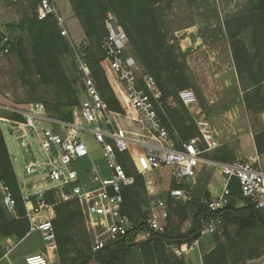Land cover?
I'll use <instances>...</instances> for the list:
<instances>
[{
  "label": "trees",
  "instance_id": "trees-1",
  "mask_svg": "<svg viewBox=\"0 0 264 264\" xmlns=\"http://www.w3.org/2000/svg\"><path fill=\"white\" fill-rule=\"evenodd\" d=\"M36 1L29 0L31 16L21 22L22 28L32 39V55H28L20 38L12 41L11 51L16 50L24 68L32 70L39 77L41 85L53 88L57 100L56 118L72 122V113L83 98V74L77 65L78 60L73 63L72 73L66 70L61 55L70 49L69 42L61 34L56 16L39 19L35 8ZM69 1L75 16L83 24V44L91 42L95 45V49L88 46L79 52L78 58H84L89 66L109 108L119 112L130 111L127 95H118L113 89L115 82L119 83V78L113 71L105 50L102 49L103 40L109 33L106 19L108 13L112 12L127 32L130 45L144 70L155 77L163 91L161 104H156V109L172 138L178 142L198 136L194 117L179 98V91L189 88L191 83L185 74L180 54L169 44L168 33L162 20L164 11L160 6L163 0ZM167 1L170 4L174 0ZM225 26L235 67L245 92V105L252 113L259 114L264 111V0H252L246 10L227 19ZM246 31L252 33L249 45L242 37ZM3 36L4 34L0 33V38ZM77 83L80 84L79 87ZM6 119L14 124L24 122L23 116L19 114H13ZM2 123L0 120V174L2 181L10 187L14 195L16 212L8 213L0 199V239L14 238L19 241L28 235L31 222L27 216L23 193ZM255 144L258 152L264 153V129L255 135ZM118 161L124 166L127 174L134 176V183L123 189V212L133 222L135 230L102 250L86 252L77 245L72 233V229L83 224L84 212L81 206L76 201L60 202L59 196L49 191L44 200L55 208L53 223L56 240L53 247L60 264H185L184 257H178L172 248L193 243L199 236L201 220L217 214L222 215L220 227L223 225L225 228V239L221 240L215 235L216 246L204 253L203 264H245L247 257L259 255L256 245L264 241V215L250 198L243 195L237 178L230 181L231 198L225 209L216 214L209 210V192L206 193L205 201L201 198L193 199L189 203L178 201L175 206V212L179 216L177 223L173 225L170 222V214L164 232H151L146 240L135 242L137 234L146 229L150 199L147 197L145 179L128 155L118 152ZM162 197L167 198L170 208L173 198L168 192ZM33 200L37 202L36 197ZM189 206L193 211V222L189 230L182 231L181 225L189 217ZM232 224L236 226L234 233L227 230ZM201 247L204 248L202 245ZM72 252L77 255L69 256ZM4 253L5 247L0 244V258Z\"/></svg>",
  "mask_w": 264,
  "mask_h": 264
},
{
  "label": "built area",
  "instance_id": "built-area-1",
  "mask_svg": "<svg viewBox=\"0 0 264 264\" xmlns=\"http://www.w3.org/2000/svg\"><path fill=\"white\" fill-rule=\"evenodd\" d=\"M51 15L56 16L61 25L62 35H67L64 17L57 14L55 4L51 0H40L39 19ZM107 27L110 34L102 46L113 71L126 88L130 111L119 112L109 108L89 66L79 57V68L83 74V98L77 108L78 119L63 123L66 126L65 134L40 126L38 122L43 115V106L40 104L31 105L24 114L26 120L22 124L34 131L40 150L44 153L40 160L30 162L26 171L31 175L43 171L49 180L46 188L23 193L31 222L29 233L39 232L45 245L41 251L26 256V264H51L47 248L53 246L56 240L53 223L55 208L44 200L47 192H55L60 202L76 201L84 206L88 228L94 236L92 252H97L135 230V225L123 212V189L134 183V176L127 174L118 161V152L126 153L142 175L168 168L170 177L176 182V186L168 191L169 196L187 199L182 186L195 184L199 165L207 162L204 153L219 146L217 131L210 120L200 113L197 94L190 88L180 90L179 98L193 115L199 135L178 142L172 138L156 109V104L161 102L162 91L155 77L145 71L133 56L124 55L127 35L114 17H110ZM11 43L9 35L0 38V59L10 54ZM84 132L89 134V138L83 136ZM89 139L100 144L108 166L107 173L92 159L87 143ZM84 160H89L88 165L78 167L77 163ZM221 166L225 184L220 194L208 201L209 210L216 214L229 205V184L233 178H237L243 195L250 198L264 215V167L260 158L237 159ZM0 193L4 208L8 213L15 214L16 200L10 187L2 181L1 174ZM33 196L37 199L36 204H32ZM147 209V234L164 232L170 213L167 198H151ZM45 210L48 212L47 218L33 219L35 214ZM221 223V214L203 218L198 238L191 244L175 247L176 254H184L202 239L217 232Z\"/></svg>",
  "mask_w": 264,
  "mask_h": 264
},
{
  "label": "rangeland",
  "instance_id": "rangeland-1",
  "mask_svg": "<svg viewBox=\"0 0 264 264\" xmlns=\"http://www.w3.org/2000/svg\"><path fill=\"white\" fill-rule=\"evenodd\" d=\"M51 1L56 6L57 14L64 17V26L68 30V34L63 36L69 42L70 49L61 55V59L66 70L72 73L73 63L78 60L77 65H80V59L78 58L79 52L85 50L88 46L95 49V45L91 42L83 44L85 39L83 24L81 20L75 16L71 2L69 0ZM251 1L252 0H174L172 3L168 4L167 0H163L160 3L164 11L162 20L165 25V30L168 33L169 44L173 45L176 52L180 54L185 74L191 83L189 88L196 92L200 107L206 112L207 116L212 119H216L217 116L219 124L221 122L223 128H227L225 129V135L218 136L219 146L206 154L207 163L214 164H201L197 172L198 175L195 184L187 187L182 186L185 189L187 199H173L171 202L169 215L171 214L170 222L173 223V225L179 220V216L175 212V206L178 201L189 203L191 200L198 198L205 201L206 193H210L208 189L209 181L218 179L219 177L221 178L222 176V164L230 163L237 159L250 160L252 157H249V154H252V149L255 153L254 145H252V140L254 139L255 141V136H239L241 131H243L239 128L244 125L242 124L240 127L239 123L246 122V129L252 130L250 122L252 118L255 120L260 113H252L245 105L243 99L245 92L235 67L230 46V38L225 26L227 19L246 10ZM39 2L40 0H37L35 5L37 11ZM29 4V0H0V33L9 35L12 41L16 38H20L28 55L31 56L32 39L21 26V22H24L28 16H31ZM110 17H114L119 23L118 18L112 12H109L106 19V27ZM9 24H11V26ZM119 24L121 25V23ZM122 28L124 29L123 26ZM109 34L110 33H108L107 36H109ZM191 34H194L197 39L195 43L191 41ZM242 37L246 44L249 45L252 38L251 31H246L242 34ZM123 53L126 56H133L141 64L130 45L128 35ZM81 59L83 60L84 58L81 57ZM157 84L160 88L158 82ZM77 86L79 87L80 84L77 83ZM113 89L118 95L127 94L124 84L120 81L119 83L115 82ZM160 90L162 91L161 88ZM56 101L53 88L41 85L39 83V77L34 74L32 70L24 68L16 50L11 51L10 54L0 59V120L6 119L13 114H19L23 116L25 121L26 118L24 114L28 108L33 104H40L43 106L41 120L45 119L49 121L48 126H50L44 128H48L55 133L65 134L66 126H64L63 123L70 122L56 118ZM157 104L160 105L161 102ZM242 104H244L247 110L244 111V115L239 111V106H242ZM225 110H229L227 115L223 114ZM72 115L74 120L78 119L79 115L77 109H74ZM40 126L42 125L40 124ZM252 127L253 129L255 128V126ZM2 128L11 146L14 147L18 139L17 136H12L7 121L2 123ZM28 129L29 128H27V131L30 134L34 133L32 129H30L32 133ZM33 135H31L32 144L38 156L42 158L44 157V153L40 150L37 137ZM83 136L89 138V134L85 132ZM87 143L91 149L92 159L100 166L104 173H107L108 166L102 155L100 144L93 139H89ZM262 163L264 165V160ZM86 165H88V162L85 160L77 163V166L80 168ZM18 171L20 179L22 180L25 176V172L20 167ZM169 172L167 168L143 175L146 183L147 197H149V199L162 197L176 186V182L170 177ZM76 203L81 206L84 212V206L79 202ZM188 208L189 217L182 223V231L189 230L193 222V211L190 206ZM45 217L46 216H42L41 218L45 219ZM33 219L37 221L36 214ZM224 229L222 225L217 232L199 242L198 245L204 247H201L203 253L216 246L215 235H218L221 240L225 239ZM235 229L236 226L233 224L227 227V230L233 233ZM147 231L149 233L148 229L138 233L134 241L142 242L146 240L150 235L147 234ZM72 233L75 235L74 238L77 245L90 253L92 251L94 236L88 228L85 212L83 224L76 229H72ZM39 234V232H33L29 238L19 241H16L14 238L2 239L5 242V246H9V248L8 254L1 264H26L25 259L28 253L34 252L35 248L42 243L44 245L42 237H40ZM11 239L14 241L13 246H10ZM256 246L259 255L247 257L245 264H264V241L257 243ZM174 248L175 247L172 249L176 254ZM47 253L51 264H60L58 254L55 253L53 246L47 248ZM76 255L77 253L72 252L69 256L73 257ZM177 256L184 257V254ZM90 264L96 263L91 262Z\"/></svg>",
  "mask_w": 264,
  "mask_h": 264
},
{
  "label": "crops",
  "instance_id": "crops-1",
  "mask_svg": "<svg viewBox=\"0 0 264 264\" xmlns=\"http://www.w3.org/2000/svg\"><path fill=\"white\" fill-rule=\"evenodd\" d=\"M199 100V99H198ZM239 111L241 112V114H245L244 111H247L244 104H242V106H239ZM199 109H200V113L203 114L205 117H207L210 122L212 123V125L214 126V128L217 131V139L219 141L218 136H222L225 135V129H227L226 127L223 128V124L220 122H218L217 120V116L216 119L215 118H209L206 114V112L200 107V103H199ZM229 112V110H225L223 111V114L227 115V113ZM7 123L9 125V131L11 132L12 136H17L16 143L15 146L12 147L9 140L6 137L5 134V139L8 145V149L9 152L11 154L12 160H13V164L19 179V184L22 190V193L27 192L28 190L32 191V192H36L39 189H43L46 188L48 186L49 180L47 178V175H45L42 172L40 173H36V174H28L26 171V166L30 163V162H34L37 160H40L41 158L38 156V154L35 151V148L32 144V140H31V135H33L34 133L31 132L30 129H28L32 134H30L27 131V127H25L22 123H12L9 120H7ZM5 122V121H3ZM215 122V124H214ZM245 122V121H244ZM38 123H40L43 127H50L49 125V121L42 119L40 120ZM243 125V127H241ZM222 125V126H221ZM240 130L242 129L243 131H241L239 136H255L256 134H258L260 131H262L264 129V111L262 113H260L255 120H253L250 122V127L251 129H246L247 127V123H239ZM252 126H255V128L253 129ZM223 128V129H222ZM33 136H36L35 134ZM254 145V151L252 149V154H249V157H255L258 156L260 158L261 164L263 165L262 161L264 160V153H259L257 150V147L255 145V141L254 139L252 140ZM251 146V145H250ZM252 148V146H251ZM209 152L204 153V158L206 159V154H208ZM87 162H89V160H86ZM96 163V162H95ZM201 164H208L211 165L210 163L207 162H203ZM201 164L199 165V167L201 166ZM19 167L22 168V170H24L25 172V176L23 177V179H20V174H19ZM198 167V169H199ZM264 167V165H263ZM220 175V174H219ZM223 176V177H222ZM221 178L219 177L218 179H213L211 181H209L208 183V189L212 195V197L217 196L218 194H220V192L222 191L224 184H225V178L224 175L222 174ZM1 195V193H0ZM35 196L32 197V204H36L37 202H34ZM42 216H46L48 217V212L47 210L39 212L36 214V218L37 219H42ZM45 217V218H46ZM32 233H28V235L26 237H24L21 240L27 239L30 237ZM40 237L41 234H39ZM10 246L14 245V241L11 239L10 240ZM0 244H2L5 247V253L4 255L0 258V264L3 263L4 258L7 256L8 254V248L9 246H5V242L3 240L0 239ZM45 248V245H43V243L41 245H39L38 247L35 248L34 252L28 253V255L32 254V253H37L39 251H41L42 249ZM56 253V252H55ZM27 255V256H28ZM203 251L201 249V247L199 245H195L193 247H191L190 249H188L186 252H184V260H185V264H203Z\"/></svg>",
  "mask_w": 264,
  "mask_h": 264
},
{
  "label": "water",
  "instance_id": "water-1",
  "mask_svg": "<svg viewBox=\"0 0 264 264\" xmlns=\"http://www.w3.org/2000/svg\"><path fill=\"white\" fill-rule=\"evenodd\" d=\"M190 38H191V41L193 42V43H195L196 42V37L194 36V34H191L190 35Z\"/></svg>",
  "mask_w": 264,
  "mask_h": 264
}]
</instances>
